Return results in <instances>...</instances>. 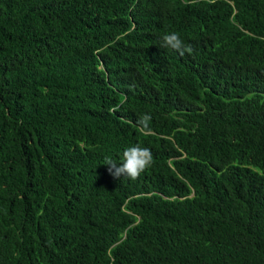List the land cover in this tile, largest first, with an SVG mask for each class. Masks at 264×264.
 <instances>
[{"label": "trees", "instance_id": "16d2710c", "mask_svg": "<svg viewBox=\"0 0 264 264\" xmlns=\"http://www.w3.org/2000/svg\"><path fill=\"white\" fill-rule=\"evenodd\" d=\"M0 264H264V0H0Z\"/></svg>", "mask_w": 264, "mask_h": 264}, {"label": "clouds", "instance_id": "9594fccd", "mask_svg": "<svg viewBox=\"0 0 264 264\" xmlns=\"http://www.w3.org/2000/svg\"><path fill=\"white\" fill-rule=\"evenodd\" d=\"M163 47L175 50L180 56L185 53H191L193 49L190 45H185L182 39L176 33H170L163 37ZM151 116L143 115L138 123L142 131L150 130ZM122 161L117 163L111 158H106L104 165L108 166V172L114 177H127L131 180H137L142 173L148 170L154 163L152 152L147 147L139 145L129 147L122 153Z\"/></svg>", "mask_w": 264, "mask_h": 264}]
</instances>
